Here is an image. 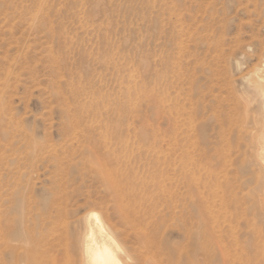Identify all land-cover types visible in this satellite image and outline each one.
Wrapping results in <instances>:
<instances>
[{"label": "rangeland", "instance_id": "374dc122", "mask_svg": "<svg viewBox=\"0 0 264 264\" xmlns=\"http://www.w3.org/2000/svg\"><path fill=\"white\" fill-rule=\"evenodd\" d=\"M261 77L264 0H0V264H264Z\"/></svg>", "mask_w": 264, "mask_h": 264}, {"label": "bare ground", "instance_id": "6f19581e", "mask_svg": "<svg viewBox=\"0 0 264 264\" xmlns=\"http://www.w3.org/2000/svg\"><path fill=\"white\" fill-rule=\"evenodd\" d=\"M260 79H261L260 81H261V85H262L261 91L264 92V77H261ZM101 166H102V164H101ZM101 166H99V167H101ZM102 169L100 168L101 171H102ZM105 171H107V170H105ZM106 174H104V175L106 176V178L108 176V178L110 180L111 174H108V173H106ZM105 180H107V179H105ZM110 182H112V181H110ZM117 199H118V197H117ZM92 218H94V220H95L94 224H95V227L97 228L98 232L100 233L101 238H97V234H96V231L94 229V226L90 225L88 222L87 223L88 224L87 225L88 231H87V234L85 236V239H84V241L82 243V247H81V263L80 264H123L121 262V260L119 259L118 254L115 250V248L120 249V244L118 245V243H117L118 241H116L114 236L108 231L107 227L105 226V224L102 221L99 214H97V213L93 214Z\"/></svg>", "mask_w": 264, "mask_h": 264}]
</instances>
